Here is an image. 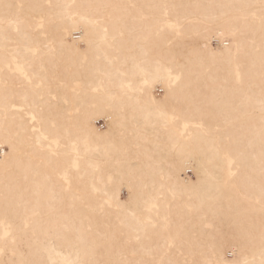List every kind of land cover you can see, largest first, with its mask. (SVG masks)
Wrapping results in <instances>:
<instances>
[{
    "label": "bare ground",
    "instance_id": "6f19581e",
    "mask_svg": "<svg viewBox=\"0 0 264 264\" xmlns=\"http://www.w3.org/2000/svg\"><path fill=\"white\" fill-rule=\"evenodd\" d=\"M0 264H264V0H0Z\"/></svg>",
    "mask_w": 264,
    "mask_h": 264
},
{
    "label": "rangeland",
    "instance_id": "374dc122",
    "mask_svg": "<svg viewBox=\"0 0 264 264\" xmlns=\"http://www.w3.org/2000/svg\"><path fill=\"white\" fill-rule=\"evenodd\" d=\"M79 37V32H72L71 33V38L72 39H76V38H78ZM216 43V42H215ZM215 43H212V44H214L215 45ZM154 94L156 95V96H162L163 95V91H162V88L160 87V86H157V89H155L154 90ZM95 126L97 127V128H99V129H103V128H105V122L104 121H102V120H98L97 121V123L95 124ZM186 175L185 176H189L190 178H193V175H192V173H191V171L190 170H188L187 171V173H185ZM184 176V175H183ZM125 194L126 193H124L123 195H122V197H125ZM227 258H229V259H231V252H229L228 254H227Z\"/></svg>",
    "mask_w": 264,
    "mask_h": 264
}]
</instances>
